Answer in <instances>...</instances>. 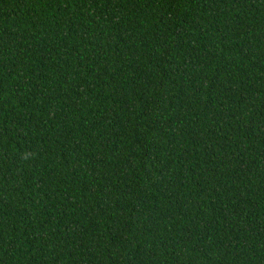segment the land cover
I'll list each match as a JSON object with an SVG mask.
<instances>
[{"label": "trees", "instance_id": "16d2710c", "mask_svg": "<svg viewBox=\"0 0 264 264\" xmlns=\"http://www.w3.org/2000/svg\"><path fill=\"white\" fill-rule=\"evenodd\" d=\"M0 264H264V0H0Z\"/></svg>", "mask_w": 264, "mask_h": 264}]
</instances>
